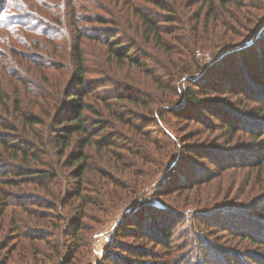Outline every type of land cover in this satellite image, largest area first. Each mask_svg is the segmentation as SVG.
<instances>
[{
  "label": "rangeland",
  "instance_id": "rangeland-1",
  "mask_svg": "<svg viewBox=\"0 0 264 264\" xmlns=\"http://www.w3.org/2000/svg\"><path fill=\"white\" fill-rule=\"evenodd\" d=\"M29 1H23L27 5L26 10L14 14L22 15L18 18L22 23L26 21L25 17L23 18L24 13L29 15V12L36 13V16L30 15L35 18L32 20L35 29L32 34L23 32V37L29 43L17 47L16 54H22V57L10 52L9 58L6 56L7 53L4 55L6 61L10 59L7 63L12 67L10 68L12 72L5 78L4 74H0V84L2 89L6 90L11 103L13 100L18 101L25 113L42 119L44 125L33 128L36 133L47 130L50 125L49 115L53 113L51 110L54 105L58 106V112L66 107L63 104V89L71 88L74 84L72 72L64 71V75H60L58 73L61 70H56L57 65L53 66V69H48L50 71L43 70L44 67L50 68L52 62L60 64L64 58L68 59V54L73 50L75 36L78 35L67 30L68 37L53 36L56 40L49 42L44 32L49 31L54 34L55 24L50 26L43 17L46 18L50 12L64 15L67 20L66 14L73 7L77 14L82 16L99 14L107 8L113 21L117 23L116 26L83 23L80 28L84 29L83 32L88 31V36L96 34L101 37L100 39L108 37L107 32L116 33L117 36L112 38L122 37L125 39V45H134L133 51L141 57L146 66L143 69L115 67L108 61L107 46L103 41L86 38L80 41L87 69L86 85L92 90L90 97L85 98L84 102L94 105L96 111L87 112L85 115L89 120L87 125L95 127L90 131L96 133L91 140L112 139L118 143L114 150L95 147V145L87 148L88 162L82 178L79 199L74 197L73 191L76 183L75 178H72L74 167L67 169L68 155L76 149L77 142H74L76 139L68 150L70 152L59 159L56 152H52L53 149L47 141L44 147H37L35 135L27 129L18 128L20 134L19 132L17 134L24 141V145L33 147L42 158L45 167L50 169L52 167L59 177L42 185L25 180L15 181V186L11 187L0 183V248L2 243L11 241L8 242L7 249L2 251L7 264H61L60 258L65 255L66 247L71 246L73 241L77 248L76 250L73 248L74 257L70 264H97L105 252L114 251L110 247L113 240L122 242L129 248L145 247L151 253L158 255L159 264H229L224 258L225 254H231L237 264H255V262L264 264V249H259L236 236V233L240 232L264 237V225H262L264 177L259 183L256 172L249 174L236 168L223 172L219 177L203 182L197 187H190L191 184L188 183L191 179L190 175L188 176L190 171L196 169L202 172L200 175H205L215 172L214 166L208 159H199L192 154L189 156L180 154L170 173L174 172L175 175L180 173L181 177L179 176L174 185L177 188V185L183 182L185 184L183 189L165 196L158 195L161 190L173 189V186L167 183L170 173L163 176L162 168L168 159L174 156V145L165 138L164 133L154 122V117L148 112V106L117 102L114 95L126 91L139 99L152 101L151 108L157 106L162 109L165 106H172L176 97L173 96L174 91L167 82L169 77L164 76L168 69L166 55L155 46L154 42L145 41L141 36L138 20L130 18L126 8L122 9V5L128 2L122 0L121 5L120 1L116 0H78L74 4H71L70 0H41L42 2L37 3ZM261 1L263 0H255L254 6L248 0L249 3H242L244 9L238 15L245 19L246 16L242 13L261 14L259 8L264 4ZM1 2L4 0H0ZM20 6L24 5L21 3ZM180 10L183 13L182 8ZM54 17L55 15H50V20ZM242 26H250V23ZM235 30L239 29L235 26ZM185 37L191 39L190 33ZM262 39L260 46L253 45L252 39H248L242 47L243 51L240 54H233L229 66H222L219 61L216 66L214 65V69L210 68L215 59L213 57L221 51L218 52L219 45L211 41L204 52L197 51L194 55L190 54L192 56L190 73L197 76L205 68L208 76L203 81L210 84L211 79L220 80L223 85L221 91L217 90V93H213L212 90H208L205 93L206 99L210 102L209 107H213L218 117L221 115L230 124H241L240 126L246 130L264 132V115L258 116V119H262L259 121L255 115L257 111L253 108L257 107L256 104L253 105L256 99L264 101V69L261 68L260 72L257 68L259 67L257 65L264 66V38ZM190 43L189 41L188 47L183 49L185 52ZM174 46L177 47L178 42L174 43ZM252 46L256 51L251 49ZM69 63L71 64L70 59ZM154 76L165 81L161 82L164 87H158L159 90L156 91L153 86ZM164 88L168 91L161 90ZM95 96L105 99L106 102L98 100ZM195 110L196 119L191 120L190 123L178 122L170 115L164 116L167 121L166 127L174 137H182L188 133L191 138L193 137L192 139L188 137L191 141H185L188 149L195 143L205 151L226 153L230 150L228 147L232 146L233 149L238 146L237 149H241L239 153H243L244 156L233 159V162L246 161L247 157L250 159L255 154L254 150L260 147L264 149V139L254 142L246 137L243 138L242 135L237 138L234 145L232 143L227 145L228 141L220 139L221 134L218 132L205 133L196 121L209 119L215 124L223 121L210 118L211 114L206 110ZM116 114L123 116L127 124L117 120ZM0 116L4 117L1 110ZM256 121L261 122L262 125ZM40 138L48 137L44 132V136ZM99 150L102 151L99 153ZM224 159L225 157L218 158L216 162L221 163ZM210 161L214 159L211 158ZM7 162L16 164L4 157V161H0V166ZM212 176H216V173ZM5 195H7L6 205L2 203V197ZM128 208L131 210L127 211ZM150 212L172 228L169 259L162 255L159 246L155 244L142 242L135 237L121 239L115 236L117 226L124 218L133 214L138 218L135 220L137 222L142 218L143 226L148 224L147 228L150 230L152 228L154 232L159 230L154 227L157 226V222L148 219L147 214ZM79 218L82 229L74 236L65 235V229ZM258 225L262 226L263 230L257 227ZM198 246H201L203 254L198 253ZM122 255L126 254L122 253ZM250 256L254 258L253 262L248 260Z\"/></svg>",
  "mask_w": 264,
  "mask_h": 264
},
{
  "label": "trees",
  "instance_id": "trees-1",
  "mask_svg": "<svg viewBox=\"0 0 264 264\" xmlns=\"http://www.w3.org/2000/svg\"><path fill=\"white\" fill-rule=\"evenodd\" d=\"M23 1L24 0H4V2L0 3V32H3L0 33V74H4V78L12 72L10 69L12 67L8 64L10 59L6 61V57H4V55L7 53L6 56L9 58L8 53L10 52L15 54L17 57H22V54H16L18 53L17 47L26 46L27 43H29L25 40V37H23V32L32 34L35 29L33 25L34 23H32V20L35 18L30 15L36 16V13L32 14L29 11L27 12H29L30 15L24 13L23 18L25 17L26 21L22 23L18 21V18H21L22 15L16 16V14H14V12H22V10H26L27 5L25 2L23 3ZM30 1L35 3L42 2L41 0ZM75 1L78 0H70L71 4H74ZM116 1H120L121 5L123 3L122 0ZM126 1L128 3L123 4L122 9L126 8L129 17L136 18L138 20L141 36L145 38V41L151 40L154 42L155 46L161 50L164 55H166V67H168V69L166 70L164 76L167 78H173H168L167 82L170 85L169 87H172L171 90L174 91L173 96L176 97V100L172 106H165L162 109L157 108V106L151 108L150 106L153 103L152 101L139 99L138 97H135L134 94L126 91L117 92L114 96H116L117 102L128 103L133 106H148V112L151 117H154V122L157 123L161 131L164 133L165 138H168L171 143H173L175 151L173 152L174 156L172 155V157L168 159L164 168H162L163 170L161 169L163 176L172 171L177 158L179 159L180 157V154L185 156L192 154L195 157H199V159H208L209 163L213 164L215 172L200 175L202 173L201 171L196 169L190 171V174H188L191 178L188 182L191 184L190 187H197L203 182L206 183L215 177H219L223 172L236 170V168L242 169L245 173L249 174L256 172V178L259 182L260 179L264 177V149L260 147L258 150H254L255 154L251 156L250 159L247 157L248 155H245V157H247L245 159L246 161L242 162H233V159L239 158V156H244L243 153H239L241 149H237L238 146L236 148V145L233 149H231L232 146L228 147L230 150L226 153L223 151H220V153L210 152V150L205 151L199 144L195 143L191 144V147L188 149L185 145V141H191L193 137L191 138L189 133L183 135L182 137H174L166 127L167 121L164 119V116L170 115L173 120L190 123L191 120L194 121L196 119V116L194 115V112H196L195 109H202L206 110L208 114H211L210 118L217 121L221 120L223 122L215 124L213 121H209V119L205 121L201 119V122L196 121L197 125H200L205 133L218 132V134H221L220 139H226L228 141L227 145H230L231 143L234 145L238 140L237 138L242 135L244 136L243 138L246 137L249 141L251 140L254 142L264 139V132L254 129L246 130L240 126L241 124H230L227 120L222 118L221 115L218 117V115L214 113L215 110L212 106L209 107L210 102L206 99L207 95L205 93L208 92V90H212L213 93H217V90L221 91V87H223V85L220 80L215 78L218 82L217 83L215 80L211 79L210 84H208L207 81H203V79L208 76L206 75L205 68L197 76L190 73L192 67L190 65V61L192 60L191 55L196 54L197 51L198 53H200L199 51L204 52L211 41L216 42V44L219 45L218 52L221 51L218 53L219 56L217 55L218 58L217 56L213 57L215 59L210 65L212 66L210 67L211 69H214L219 61H221L222 66H229V60H231L233 54H240L243 51L242 47L244 43L248 39H252L253 45L260 46L262 44V38H264V4L259 8L261 14L253 13L251 15H245V13H242L246 16V18L243 19V17L238 15L241 11L243 12L244 9L241 4L250 2L252 6H254L253 4L255 3V0H248L249 2H247V0H196V2L195 0ZM261 2H264V0ZM21 3L24 6H20ZM178 7L182 8L183 13H181L180 8ZM104 10L105 12H103ZM103 11L99 13L100 15L95 14L82 16L78 15L73 7L70 8V11L66 14L68 17L67 20H65L64 15H56L52 12H50L46 18L43 17V20L48 22L50 26L55 24L53 26V30H55L54 34L49 33V31L44 32V35L47 37L49 42L56 40L53 39V36L59 38L68 37L69 33L67 30L71 31L75 35L78 34L75 36L76 40L73 45V50L71 54H68V59L64 58V61H61L60 64L52 62L50 63V68L44 67L43 69L50 71L48 69H53V66L57 65L58 68L56 70H61L58 74L64 75V71L72 72V80H74V84L71 88L63 89V104L66 105V107L59 112L57 105L52 107L51 112L53 113L49 115L50 125L47 127V130L44 131L45 135L48 137L47 139L40 138V136H44V132L36 133V131L33 130L35 126L44 125L42 119L36 115H29L28 113H25L20 107V103L18 101L13 100L11 103L6 90L4 91L0 84V110L4 116H0V161H4L5 157L6 159L16 163L11 164L7 162L0 166L1 185L9 187L12 185L15 186V181L17 182L19 180L36 182L42 185L44 183H50L55 178L59 177L57 171L53 170L52 167L51 169L49 167H45L46 165L44 164L42 158L36 151H34L33 147L24 145V141H22L19 136V127L27 129L35 135L38 143L37 147H44V144L47 141L51 146V149H53L52 152H56L59 159L70 152H68V150L71 148L73 140L76 139L74 140V142H77L75 144L76 149L68 155L67 169L74 167L72 171V178H75L76 183L73 187V191L74 197H77L78 199L80 198L82 178L88 162L86 156L87 148L92 147L93 145H95V147H104L108 150H114L116 148L115 146L118 141L116 142L112 139H109L108 141L91 140L93 136H96V133H90L91 129L95 127L90 126V128L87 125L89 120L85 117V115L87 112L94 113L96 111H94V105H88L84 102L85 98L90 97L89 94L92 93V90L86 85L87 69L80 41L85 38L90 40L94 39L100 42L103 41L107 46L108 61L115 67L143 69L146 65L142 61L141 57L133 51L135 48L134 45H125V39L122 37L121 39L119 37L112 38L117 36L116 33L107 32L108 37L100 39L101 37L99 35L93 34V36H88V31L83 32L84 29L80 28V25L83 23L117 25V23L113 21L112 16L107 12V8L103 9ZM50 15H55L53 20H50ZM247 18L250 20H247ZM243 20H245V22ZM246 22L250 23V26H242L243 24H247ZM235 26L239 29L238 31L235 30ZM188 33H190L191 39L185 37ZM189 41L191 43L187 49L189 53H187V50L185 52L183 49L188 47L187 44ZM176 42H178L177 47L174 46V43ZM251 49L254 50L255 48L252 46ZM69 59L71 60V64L69 63ZM257 66H259L257 68L260 72L262 71L261 68L264 69V66ZM147 73L150 75L149 72ZM48 74L46 73V75ZM222 74L224 75V73ZM151 77L153 76L151 75ZM154 77V84H152L155 87L154 91H156L159 90L158 87H164L163 83L165 81L159 77ZM165 88L161 90L168 91V89ZM97 99L103 101L104 103L106 102L103 98L97 97ZM250 101L253 102L252 100ZM9 103L11 105H9ZM253 103V105H257V107L254 106L253 108L257 111L255 115L256 119H258V116L264 115V101L262 102L256 99ZM116 119L122 121L124 124H127L121 115L116 114ZM258 120L261 121L262 119ZM258 123L259 125H262L261 122ZM16 125H18V127H16ZM102 128L104 129V127ZM18 132L19 134H17ZM184 138H186V140H184ZM104 148L102 150H104ZM172 149L173 148H171V151ZM102 150H99V153ZM221 157H225V159L221 163L216 162V160ZM211 158H213L214 161H210ZM33 165L44 167L45 169L41 170ZM213 173H216V176H212ZM168 176L170 177L168 178L167 183L168 185L173 186V189L161 190L158 194L159 196L175 193L183 189L185 185L182 182L177 185V188H175L176 186L174 185V182L177 183L178 179L181 177L180 173L175 175L174 172H172ZM6 199L7 195L2 197V203L4 205L7 204ZM131 208H128L127 211H130ZM256 208H258V206ZM144 211L147 213L149 212V210ZM147 216L151 221L157 222V226L154 227L159 228V230L154 232L153 228L152 230L147 228L148 224H144L143 226L142 218H139L140 222H137L135 220L138 218L135 217V214H133L124 218L121 224L117 226L115 236L121 239L135 237L142 242H148L151 245L155 244L159 246V249L163 253L162 255L169 259L171 256L170 243L172 242V228H170L167 224L165 225V221L158 218L152 212L147 214ZM81 225L82 224L79 218L65 229L64 234L68 236L76 235L82 229ZM262 225H264V223H262ZM136 227L139 228L137 229ZM257 227H260V229L263 230L262 226L258 225ZM236 236L247 240L259 249H264L263 236H251L248 233L242 234L240 232H237ZM8 242L1 244L0 264H7L2 251L7 249ZM110 247L114 251L105 252L102 259L97 264H159L157 261L160 259L158 255L151 253V251L145 249V247L129 248L122 244V242H118L116 240H113ZM200 247H197L198 253L203 254ZM73 248L75 250L77 248L74 241L71 246L66 247L65 255L60 258L61 264H70L74 257ZM122 253L126 255H122ZM224 258L229 264H237V261L231 256V254H225ZM248 260L253 262L254 258L250 256ZM257 263L261 264L260 262H255V264Z\"/></svg>",
  "mask_w": 264,
  "mask_h": 264
}]
</instances>
